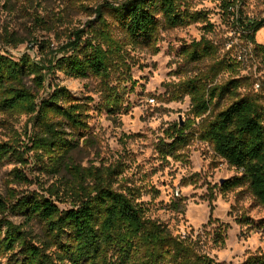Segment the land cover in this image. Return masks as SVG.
<instances>
[{
  "label": "trees",
  "instance_id": "1",
  "mask_svg": "<svg viewBox=\"0 0 264 264\" xmlns=\"http://www.w3.org/2000/svg\"><path fill=\"white\" fill-rule=\"evenodd\" d=\"M83 1L70 0L90 15L95 14L96 19L89 22L88 29L74 31L69 41L57 49L50 41L35 42L41 60L27 53L18 59L0 53V115L28 117L32 129L27 150L33 151L46 171L61 176L60 185L50 192L59 198L65 196L71 205L63 210L52 198L20 196L15 189H10L7 197L0 194V213L12 208L21 212L26 221L16 224L0 218V264H219L199 252L197 242L175 236L166 225L151 219L135 189L117 188L115 183L122 174L119 165L77 163L75 152L89 128V102L61 85L41 95L48 76L56 71L76 79L90 75L105 78L114 61L123 57V46L153 47L162 25L176 28L200 16L182 12L181 0H123L119 4L108 2L95 10ZM219 1L234 30L254 45L255 55L264 64V45L256 41L264 19L243 16L245 0ZM33 19L37 27L54 30L46 17L35 15ZM4 38L15 46L27 42L12 32L4 34ZM181 53L193 62L208 59L211 63L205 71L180 81L172 100L189 95L196 117L209 114L222 100H233L203 125L199 137L241 173L226 179L222 190L247 187L264 207L262 104L255 97H241V78L214 83L221 73L235 72L239 62L220 57L218 46L206 38L184 45ZM187 129L176 128L170 136L171 148L186 142ZM22 154L13 143L0 142L1 161L9 156L22 161ZM10 176L12 182L29 181L17 168ZM35 220L44 225L43 237L27 227ZM238 222L264 228V220L256 224L246 215ZM227 228L221 224L215 231L218 245L225 244ZM244 264H264V253L250 255Z\"/></svg>",
  "mask_w": 264,
  "mask_h": 264
},
{
  "label": "rangeland",
  "instance_id": "2",
  "mask_svg": "<svg viewBox=\"0 0 264 264\" xmlns=\"http://www.w3.org/2000/svg\"><path fill=\"white\" fill-rule=\"evenodd\" d=\"M122 1L83 2L95 10L108 2ZM78 5L70 0H3L0 53L14 59L27 53L36 61L41 60L35 42L50 41L57 49L69 41L74 31L88 29L89 22L96 19L95 14L90 15ZM180 9L200 18L176 28L162 25L153 47L123 46V57L114 61L105 78L90 75L76 79L56 71L48 76L41 95L49 93L54 85H61L90 103L89 128L75 152L77 163L119 165L122 174L115 186L135 189L151 219L166 225L175 236L197 242L198 251L219 264H244L250 255L264 253V228L243 225L238 219L246 215L258 224L264 220V207L247 187L222 190V179L241 173L199 137L203 125L233 100H222L209 114L196 117L189 95L181 100L171 97L180 81L205 71L211 63L208 59L193 62L181 53L183 46L193 41L206 38L218 46L220 57L236 59L238 69L221 73L214 83L241 78V97L257 98L263 109L264 64L255 55L254 45L234 30L219 0H181ZM35 15L50 20L54 30L37 27ZM243 16L264 19V0H245ZM7 32L25 37L27 42L15 46L5 40ZM256 41L264 45V27L256 33ZM185 127L186 142L171 148L170 136L176 128ZM31 129L26 115H0V142L13 143L24 157L22 161L15 156L0 160V194L7 197L10 189H15L20 196H45L61 209H69L65 196L59 198L50 192L60 185L61 176L46 171L33 151L27 150ZM14 168L23 171L29 181L12 182L10 172ZM0 218L26 224L25 216L12 208L0 213ZM221 224L228 226L224 245L214 240ZM27 227L43 237L42 222L35 220Z\"/></svg>",
  "mask_w": 264,
  "mask_h": 264
},
{
  "label": "water",
  "instance_id": "3",
  "mask_svg": "<svg viewBox=\"0 0 264 264\" xmlns=\"http://www.w3.org/2000/svg\"><path fill=\"white\" fill-rule=\"evenodd\" d=\"M225 180H226V179H222L221 184H223Z\"/></svg>",
  "mask_w": 264,
  "mask_h": 264
}]
</instances>
